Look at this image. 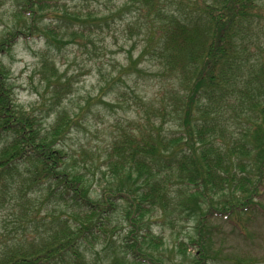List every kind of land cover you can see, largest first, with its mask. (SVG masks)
I'll return each mask as SVG.
<instances>
[{
	"label": "trees",
	"instance_id": "16d2710c",
	"mask_svg": "<svg viewBox=\"0 0 264 264\" xmlns=\"http://www.w3.org/2000/svg\"><path fill=\"white\" fill-rule=\"evenodd\" d=\"M13 3L20 26L0 32V205L10 203L20 234L3 239L0 264H100V253L90 254L103 243L113 250L104 264H210L209 218L261 205L264 0H124L102 15L58 0ZM125 11L127 30L139 27L144 45L97 96L69 110L73 79L43 55L49 111L18 103L4 56L19 40L37 34L55 45L64 43L62 33L79 35L95 50L94 37ZM147 56L159 87L153 98L130 86L146 73L139 64ZM122 98L134 105L133 118L116 120L102 163L97 151L67 149V132L94 105L113 109ZM101 165L111 180L94 195ZM168 217L196 223L199 238L179 243V258L166 256L164 237L152 228ZM117 230H125L119 246ZM189 245L197 246L193 256Z\"/></svg>",
	"mask_w": 264,
	"mask_h": 264
},
{
	"label": "rangeland",
	"instance_id": "374dc122",
	"mask_svg": "<svg viewBox=\"0 0 264 264\" xmlns=\"http://www.w3.org/2000/svg\"><path fill=\"white\" fill-rule=\"evenodd\" d=\"M14 0H0V32L13 25L20 26V19L16 18ZM59 5L69 9L92 10L99 14H109L112 9L121 8L124 0H58ZM131 14L125 11L122 16L115 17L109 28L105 27L101 35H96V49L91 45L86 47L85 38L79 35L60 34L59 39H64L63 44H47L41 36L30 37L28 40H19L12 51L4 56V61L11 69V82L14 85L16 99L19 104L28 109H35L37 113L45 116L51 104L52 91L48 90L47 83L42 77L43 55L56 61L60 74L73 79V92L66 96L64 103L71 111L80 108L87 96H97L100 86L113 73H117L123 64L129 62L132 53L136 59L144 45V37L138 34V29L130 34L127 30V18ZM66 33V32H65ZM152 59L147 58L139 64L140 68L147 71L140 77L137 84L130 86L137 91L146 92L150 98L155 97L159 90L158 84L154 85L155 72ZM122 85V84H121ZM110 95L104 100L110 102ZM122 105L112 103L113 109L104 104L94 105L89 113L81 118V126H75L67 132L63 139L64 145L71 152L79 155L83 150L98 152L100 162H103L104 148L117 134V119L133 118L130 109L134 108L128 101L120 99ZM123 106V107H122ZM47 120V119H46ZM51 120H49L50 122ZM97 157V156H96ZM106 174V176H105ZM108 167L101 165L94 178L93 194L99 193L110 179ZM117 185V181H112ZM260 197V206L253 207L250 212L242 214L212 216L206 223L205 235L210 264H245L254 261L255 264H264V186ZM10 203L0 205V246L3 239L20 234L15 224L14 216L10 214ZM156 219V218H155ZM178 219V218H177ZM172 223L168 217L161 222L154 221L153 231L164 237V245L160 248L166 256L182 257L180 244L190 243V239H198L199 235L192 220L178 219ZM125 230H117L114 240L117 246L121 244ZM106 244H98L91 250V258L99 252V263L104 264L107 253ZM197 246L189 245L186 254L193 256Z\"/></svg>",
	"mask_w": 264,
	"mask_h": 264
}]
</instances>
